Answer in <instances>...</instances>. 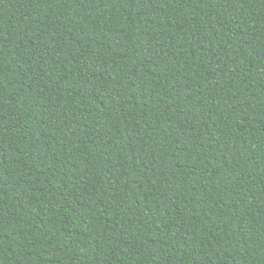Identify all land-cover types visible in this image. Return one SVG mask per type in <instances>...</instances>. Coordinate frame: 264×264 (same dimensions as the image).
Instances as JSON below:
<instances>
[{
  "label": "trees",
  "instance_id": "1",
  "mask_svg": "<svg viewBox=\"0 0 264 264\" xmlns=\"http://www.w3.org/2000/svg\"><path fill=\"white\" fill-rule=\"evenodd\" d=\"M0 264H264V0H0Z\"/></svg>",
  "mask_w": 264,
  "mask_h": 264
}]
</instances>
